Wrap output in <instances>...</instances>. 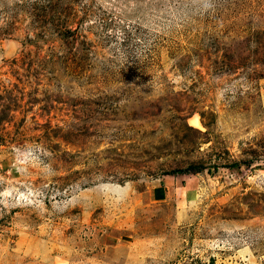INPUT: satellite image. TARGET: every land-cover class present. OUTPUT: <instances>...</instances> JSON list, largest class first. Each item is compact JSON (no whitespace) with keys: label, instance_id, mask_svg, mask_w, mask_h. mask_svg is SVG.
Returning a JSON list of instances; mask_svg holds the SVG:
<instances>
[{"label":"rangeland","instance_id":"374dc122","mask_svg":"<svg viewBox=\"0 0 264 264\" xmlns=\"http://www.w3.org/2000/svg\"><path fill=\"white\" fill-rule=\"evenodd\" d=\"M214 4L0 0V264H264V0Z\"/></svg>","mask_w":264,"mask_h":264},{"label":"clouds","instance_id":"9594fccd","mask_svg":"<svg viewBox=\"0 0 264 264\" xmlns=\"http://www.w3.org/2000/svg\"><path fill=\"white\" fill-rule=\"evenodd\" d=\"M214 7H215L214 0H197L196 10L199 13L211 12Z\"/></svg>","mask_w":264,"mask_h":264},{"label":"trees","instance_id":"16d2710c","mask_svg":"<svg viewBox=\"0 0 264 264\" xmlns=\"http://www.w3.org/2000/svg\"><path fill=\"white\" fill-rule=\"evenodd\" d=\"M68 31H70V30H68ZM70 32H73V30L70 31ZM192 169H193V170H192ZM191 170H192L193 172H197V171H198V169H197L196 167H191Z\"/></svg>","mask_w":264,"mask_h":264},{"label":"crops","instance_id":"0c3cea01","mask_svg":"<svg viewBox=\"0 0 264 264\" xmlns=\"http://www.w3.org/2000/svg\"><path fill=\"white\" fill-rule=\"evenodd\" d=\"M160 185V184H159Z\"/></svg>","mask_w":264,"mask_h":264}]
</instances>
